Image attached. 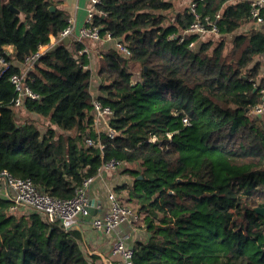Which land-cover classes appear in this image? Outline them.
I'll use <instances>...</instances> for the list:
<instances>
[{
    "label": "trees",
    "instance_id": "obj_1",
    "mask_svg": "<svg viewBox=\"0 0 264 264\" xmlns=\"http://www.w3.org/2000/svg\"><path fill=\"white\" fill-rule=\"evenodd\" d=\"M60 3L0 0V56L10 63L0 75V172L70 199L103 164L119 162L114 171L129 182L113 192L139 215L143 232L133 264H264V218L254 212L264 208V116L249 114L264 98V33L235 34L253 23L250 3L101 0L106 15L94 25L130 55L115 45L101 50L95 74L82 67L80 43L59 40L69 19ZM192 3L200 21L217 26L219 40L189 49L196 36L169 37L194 23ZM45 45L28 73L39 99L15 109L10 78ZM93 89L120 136L94 128ZM10 205L0 196V264H95L80 232Z\"/></svg>",
    "mask_w": 264,
    "mask_h": 264
},
{
    "label": "built area",
    "instance_id": "obj_2",
    "mask_svg": "<svg viewBox=\"0 0 264 264\" xmlns=\"http://www.w3.org/2000/svg\"><path fill=\"white\" fill-rule=\"evenodd\" d=\"M250 3V16L254 24L260 25L264 22V0H248ZM101 0H88L86 8V18L84 24L79 29H75L74 21L68 19L67 26L59 35V40L64 38L71 39L74 42H78L82 45V49L79 54L85 55L87 64L83 67L84 70H90V61L93 49L89 47L86 42L93 44H100L104 41H113L115 47L120 51L122 57L127 58L130 55L128 47L122 43L113 40L109 33L101 35V27L94 25V17L98 15H106L104 12L98 9V5ZM195 3H192L189 7L192 14L195 15V21L188 26L183 33L175 37L170 35V39L178 38L179 42L184 40V35L196 36V39L189 42L187 47L189 49L195 48L196 44L201 43L206 37H217V26L210 22L208 18L200 21L199 15L195 13ZM218 16H216L217 18ZM51 39V38H50ZM52 41L56 39L52 38ZM51 44V46L55 45ZM50 45L42 46L38 51L18 65L20 67V73L13 75L10 78V82L13 86L14 97L12 106L15 109H20L23 105L24 99L38 100L39 96L35 94L30 88V79L28 73L33 70L34 63L37 59L44 54L41 48L48 49ZM10 52V50H9ZM10 66V63L0 56V75ZM93 97L92 109L93 126L96 130H105L106 137L113 139L116 136H120L121 132L114 130L110 121L113 117V112L107 106L101 105L91 93ZM252 116H264V98L261 104L252 108L249 111ZM183 124L187 126L189 123L187 119H183ZM156 137L149 139V142H155ZM90 145V142H88ZM121 163L115 161H109L103 164L98 169L97 177H100L103 171H114ZM94 178H88L83 181L81 186L75 190L74 196L70 199H60L50 197L46 193L38 190L28 179H16L12 177L7 171L0 172V196L8 200L11 205V211L17 210L19 207H25L29 210L37 212L45 217L47 222L52 225H57L61 230H66L79 224L80 219L89 218V198L88 190L93 183ZM109 210L102 216L94 217L90 220L91 228L102 235L111 236V253L112 255L120 257V264H133V244L129 241V237L122 234V226H128L130 229L137 231V223L139 222V215L132 209L120 204L114 193L108 194ZM142 235L143 232H140Z\"/></svg>",
    "mask_w": 264,
    "mask_h": 264
},
{
    "label": "crops",
    "instance_id": "obj_3",
    "mask_svg": "<svg viewBox=\"0 0 264 264\" xmlns=\"http://www.w3.org/2000/svg\"><path fill=\"white\" fill-rule=\"evenodd\" d=\"M248 1V0H247ZM87 1L82 0H61L60 7L67 12L69 19L74 21L75 29H79L83 26L84 20L86 18V8ZM249 30H257L264 33V23L257 25L250 23L247 26L238 30L235 34H240ZM229 37V42L233 40L234 35ZM50 42L52 44L55 41ZM71 39L68 40V43ZM86 44L93 49L92 57L90 61V68L93 74L97 71L98 59L101 57V50L109 48L114 45L113 41H104L100 44H93L91 42H86ZM42 52L47 49L41 48ZM95 83L93 82V87L95 88ZM94 96H97L98 90L92 91ZM129 182L128 176L126 174H121L115 171H103L100 177H97L91 184L88 190L89 198V211L92 216H102L109 210V201L107 196L109 193H114L113 189L116 186L127 184ZM119 195V193H118ZM121 196V195H120ZM2 197V196H1ZM81 229V234L83 235V247L85 248L88 255L96 257L95 264H120V257L112 255L111 244L112 237L105 236L100 233L95 232L91 228L90 218H82L78 224ZM122 234L129 237L130 242H135L138 238H141L140 232L142 230L134 231L128 226H122ZM79 232V231H78Z\"/></svg>",
    "mask_w": 264,
    "mask_h": 264
},
{
    "label": "water",
    "instance_id": "obj_4",
    "mask_svg": "<svg viewBox=\"0 0 264 264\" xmlns=\"http://www.w3.org/2000/svg\"><path fill=\"white\" fill-rule=\"evenodd\" d=\"M11 10L14 11L15 13H18V11L14 10V9H12V8H11ZM50 10L53 11V10H54L53 7H51ZM68 40H69L68 38H64V39L62 40V42H63L64 44H68ZM38 63H39V59H37V60L35 61L34 66H36ZM139 179H141V176H139ZM254 212H255L257 215H260V216H262V217L264 218V208H254ZM66 231H67V232H68V231H79V232L81 233V229L79 228L78 225H75L74 227H71V228L67 229Z\"/></svg>",
    "mask_w": 264,
    "mask_h": 264
},
{
    "label": "rangeland",
    "instance_id": "obj_5",
    "mask_svg": "<svg viewBox=\"0 0 264 264\" xmlns=\"http://www.w3.org/2000/svg\"><path fill=\"white\" fill-rule=\"evenodd\" d=\"M82 1H87V0H82ZM170 19H172V14L171 13H169L168 14V18H167V20H166V22H165V25L164 26H168L169 24H170ZM208 38H212V39H214V40H216V41H218L219 40V37L217 36V37H213V36H211V37H206L205 39H208ZM229 37H227V40L229 41ZM131 72H132V74H133V78H134V80H136V79H139V75H140V72H139V66L138 65H134L133 66V69L131 70ZM97 83V82H96ZM95 86H96V84H95ZM26 116V115H25ZM41 124H43L42 123V121H40V124L39 125H41ZM42 127H44V125H41ZM44 131V130H43Z\"/></svg>",
    "mask_w": 264,
    "mask_h": 264
}]
</instances>
